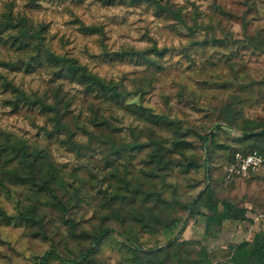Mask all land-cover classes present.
Listing matches in <instances>:
<instances>
[{
	"label": "rangeland",
	"instance_id": "374dc122",
	"mask_svg": "<svg viewBox=\"0 0 264 264\" xmlns=\"http://www.w3.org/2000/svg\"><path fill=\"white\" fill-rule=\"evenodd\" d=\"M158 1L178 15L161 12L148 0H0L1 77L26 94L68 96L73 113H80L88 128H93L89 120L95 115L104 123L103 133L112 134L103 138L105 145L93 143L77 155L63 144V133H48L52 122L47 112L18 101L0 79V131L43 148V157L61 169L63 186L57 188L81 236L66 239L60 215L46 200L34 198L32 185L6 183L8 192L0 189V208L6 214L16 216L37 201L46 214L42 229L0 216V264H38L51 246L77 264H231L239 244L264 234V172L233 184L223 181L230 153L253 141L245 142L242 133L264 129V0ZM22 17L32 32L44 26L45 49L76 59L92 74L118 85L123 101L109 103L84 93L47 56L15 41L16 29L5 22L17 23ZM128 104L149 109L153 117L144 121L123 109ZM131 130H153L152 140L142 133L139 142L156 141L174 161L159 173L162 178L145 177L155 166L149 159L151 146L111 154L110 144L131 141ZM80 134L78 140L84 142ZM197 134L214 137L202 143ZM205 155L213 163L210 186L219 210L222 201L247 210L240 221L229 219L225 211L226 220L211 225L208 234L203 218L190 217L180 207L208 184ZM189 159L201 167L183 172L176 166ZM113 168L119 172L111 177ZM123 172L127 178L135 176L141 189L163 193L180 217L176 228L141 230L126 215L123 206L129 200L115 213L103 208L114 191L111 180L119 184ZM36 214L40 220V212ZM104 229L114 232H107L94 245V254L82 259ZM134 241L146 260L135 254Z\"/></svg>",
	"mask_w": 264,
	"mask_h": 264
},
{
	"label": "trees",
	"instance_id": "16d2710c",
	"mask_svg": "<svg viewBox=\"0 0 264 264\" xmlns=\"http://www.w3.org/2000/svg\"><path fill=\"white\" fill-rule=\"evenodd\" d=\"M155 7H157L161 12L174 13L178 15L174 10H168L160 5L158 0H148ZM27 19L22 17L17 23H14L11 19L5 22L6 26L10 29H16V34H14L15 41H20L21 43H28L37 53H42L47 56L49 60L53 61L58 65V68L67 76L70 80L77 82L82 86L84 93L88 95H94L103 101L109 103L122 102L124 99V94L120 91L119 86L116 84L108 83L96 74H92L88 71L87 67L80 64L76 59L58 56L48 49L44 48L43 40L41 38L40 29L44 26L40 25V29L36 32H32L27 27ZM32 40H37L33 42ZM0 79L3 81L2 84L9 87L13 93L16 95L18 101H22L24 104H29L30 106H37L42 111L49 114V118L52 122V128L48 131L49 134L63 133V144L71 150L75 151L77 155L88 152L91 149V144L102 143L105 145L103 138H107L112 135L107 133L105 135L103 130V122L99 120L98 117L93 115L89 122L92 124L93 128L87 127V121H82V115L74 114L72 109V102L68 96H62L59 92L52 91L51 96L47 93L38 94L33 92L31 94H26L25 92L19 90L18 88H13L7 83L0 75ZM124 110L139 116L144 121H148L149 118L153 117L152 112L143 107L134 104H128L123 107ZM89 110L92 111L93 107L89 106ZM217 125L214 129L219 128ZM77 131L81 132V136H85V141L81 142L78 140ZM142 133H145L148 139L152 140L155 136L153 130L147 132L137 130H131V141L122 142L116 140L117 147L112 144L110 140H107L110 145L111 154H118L120 151H132L134 149H142L152 147L149 152V159L155 166L152 167L145 175L148 180L149 177H161L159 173H164L167 169L172 166L174 161H169L168 157L164 155L160 145L156 141H148L145 144L139 142V137ZM244 141L252 140L247 146L241 149L234 150L230 153L227 158L226 166H229L234 162L235 154H248L254 150L264 149V129L258 133H242ZM0 189H5L8 192L9 186H28L32 185L33 196L35 199L46 200L52 210L56 211L60 215L61 223L66 227L65 237L68 240H79L81 236L77 233L78 224L73 218L67 217L69 206L64 201L62 196L59 194L57 186L62 185L63 181L59 178L61 169L55 166L53 163L47 161L42 155L43 148L36 145L30 144L27 140L16 138L13 140L8 137L5 133L0 131ZM197 138L201 139L202 143L208 139H212L214 135H196ZM105 138V139H106ZM108 139V138H107ZM206 152V151H203ZM109 167H113L114 163L110 162ZM176 166L181 167V171L188 172L190 170H198L201 166L195 160H186V162H179ZM206 171V180L208 184L193 198L187 202H180L181 209L189 212L191 216H199L206 221V233H209L211 225L217 224L220 226L224 220L225 211L229 215V219L235 221L244 220V216L247 210L244 208H238L234 204L222 201L221 205L223 207L222 211L218 208V202L214 200V190L210 186V176L211 170L213 168V163L208 155L204 156V161L202 163ZM225 166V167H226ZM114 170L110 173L113 177L117 172L118 168H113ZM260 173V172H259ZM125 172L120 173L119 184L118 182L111 180L113 182L114 191L109 195L108 204L103 206L104 209L112 210L115 213L121 206L122 203L129 200L128 205H124L127 208L126 215L129 217V221L134 223L137 227L144 231H154V229H159L160 227L164 229H174L179 223V216L175 214V211L171 205L164 197L163 193L159 191H145L141 189L138 184L137 178L125 176ZM258 173H251L250 176ZM223 181L226 185L233 184L235 181L244 180L246 178H239L236 180L226 179V172H223ZM249 176V177H250ZM248 177V179H249ZM153 181V180H151ZM6 183L9 184L7 188H4ZM121 184L123 186H121ZM63 186V185H62ZM64 188V187H63ZM176 204L175 201H173ZM28 205V204H27ZM25 206L16 215L10 216L0 208V216L9 221L11 219L23 220L31 226L39 227L42 229V220L45 218V214L42 209V205L39 201L35 202L31 206ZM116 209V211H115ZM40 212L41 219L36 220V212ZM207 211V212H206ZM168 216V218H163V216ZM113 231L111 229L101 230L96 236L93 237V244L88 248L84 257L82 259H89L91 255L94 254V245L99 244L107 232ZM264 234H256L252 242H243L235 248L230 262L231 264H264ZM174 239L169 240L170 244H174ZM169 245V244H168ZM183 246L182 244H178ZM135 254L138 257L146 260V252H144L140 245L134 241L133 242ZM150 251H153L150 250ZM159 249H156L153 254H157ZM77 264V260H70L60 254L56 246H51L38 261V264Z\"/></svg>",
	"mask_w": 264,
	"mask_h": 264
},
{
	"label": "built area",
	"instance_id": "2783aa9c",
	"mask_svg": "<svg viewBox=\"0 0 264 264\" xmlns=\"http://www.w3.org/2000/svg\"><path fill=\"white\" fill-rule=\"evenodd\" d=\"M225 172L227 180L248 178L251 173L264 172V149L235 154L234 162L225 167Z\"/></svg>",
	"mask_w": 264,
	"mask_h": 264
}]
</instances>
